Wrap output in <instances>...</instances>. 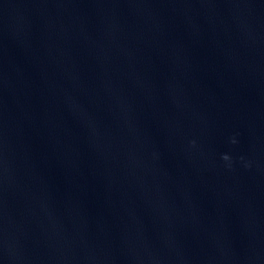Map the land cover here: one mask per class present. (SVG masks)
Masks as SVG:
<instances>
[{
  "label": "water",
  "instance_id": "1",
  "mask_svg": "<svg viewBox=\"0 0 264 264\" xmlns=\"http://www.w3.org/2000/svg\"><path fill=\"white\" fill-rule=\"evenodd\" d=\"M0 264H264V0H0Z\"/></svg>",
  "mask_w": 264,
  "mask_h": 264
},
{
  "label": "clouds",
  "instance_id": "2",
  "mask_svg": "<svg viewBox=\"0 0 264 264\" xmlns=\"http://www.w3.org/2000/svg\"><path fill=\"white\" fill-rule=\"evenodd\" d=\"M233 144H235L237 141L235 140V138L232 139L231 141ZM194 143V142H193ZM222 159L225 160V161H229L230 160V157L228 154H223L222 155Z\"/></svg>",
  "mask_w": 264,
  "mask_h": 264
}]
</instances>
